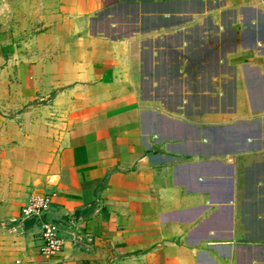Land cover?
I'll list each match as a JSON object with an SVG mask.
<instances>
[{
  "label": "crops",
  "instance_id": "0c3cea01",
  "mask_svg": "<svg viewBox=\"0 0 264 264\" xmlns=\"http://www.w3.org/2000/svg\"><path fill=\"white\" fill-rule=\"evenodd\" d=\"M54 2L0 28V264H264V0Z\"/></svg>",
  "mask_w": 264,
  "mask_h": 264
},
{
  "label": "built area",
  "instance_id": "2783aa9c",
  "mask_svg": "<svg viewBox=\"0 0 264 264\" xmlns=\"http://www.w3.org/2000/svg\"><path fill=\"white\" fill-rule=\"evenodd\" d=\"M52 195H32L21 210V221L38 223L41 228L40 254L50 256L62 251L67 241L75 248L87 249L91 246L92 237L79 231L73 219L60 223L50 218Z\"/></svg>",
  "mask_w": 264,
  "mask_h": 264
},
{
  "label": "rangeland",
  "instance_id": "374dc122",
  "mask_svg": "<svg viewBox=\"0 0 264 264\" xmlns=\"http://www.w3.org/2000/svg\"><path fill=\"white\" fill-rule=\"evenodd\" d=\"M55 9L54 0H0V28L7 34L2 37L3 44H9L8 30L12 29L17 44L26 45L33 31L40 30L46 16L54 13Z\"/></svg>",
  "mask_w": 264,
  "mask_h": 264
}]
</instances>
